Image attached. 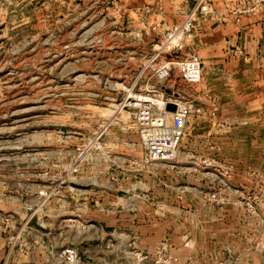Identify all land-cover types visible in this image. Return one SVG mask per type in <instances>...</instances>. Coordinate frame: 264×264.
I'll return each mask as SVG.
<instances>
[{
	"label": "rangeland",
	"instance_id": "rangeland-1",
	"mask_svg": "<svg viewBox=\"0 0 264 264\" xmlns=\"http://www.w3.org/2000/svg\"><path fill=\"white\" fill-rule=\"evenodd\" d=\"M169 7L0 0V264H264V116L256 155L221 126L208 155L187 132L163 162L123 107L156 84Z\"/></svg>",
	"mask_w": 264,
	"mask_h": 264
},
{
	"label": "crops",
	"instance_id": "crops-1",
	"mask_svg": "<svg viewBox=\"0 0 264 264\" xmlns=\"http://www.w3.org/2000/svg\"><path fill=\"white\" fill-rule=\"evenodd\" d=\"M161 1L171 5V13V8L178 11L180 4L186 12L197 0ZM205 1L212 4L213 12L196 23L192 41L203 60V78L199 83L202 89L189 99L201 104L208 117L195 119L200 122L195 126L192 120L189 122L186 134L190 132L191 138L185 147L195 153L193 157L208 155L210 136L222 126L228 131H239V145L243 149L245 145L251 147L248 153L253 156L260 148L259 135L253 137L254 131L261 129L256 117L264 116V24L259 14H244L239 22L233 17L220 21L216 17L225 4L220 0Z\"/></svg>",
	"mask_w": 264,
	"mask_h": 264
},
{
	"label": "built area",
	"instance_id": "built-area-1",
	"mask_svg": "<svg viewBox=\"0 0 264 264\" xmlns=\"http://www.w3.org/2000/svg\"><path fill=\"white\" fill-rule=\"evenodd\" d=\"M220 1L225 4V9L216 17L218 20L225 22L233 17L239 22L244 14H259L264 24V0ZM212 10L210 2L197 0L185 12L179 24L165 30L160 49H157L144 67H155L156 84L147 83L146 95H129V105H123L135 107L134 125L148 161H176L189 122L195 118L208 117L205 108L195 100L185 98V94L178 89L175 90V82L171 80L180 77L190 85L201 82L203 60L192 41L196 23ZM162 54L165 55V60L158 62ZM168 82H171L170 86L165 84ZM165 88L171 92H165ZM170 103L176 105L175 110L167 108Z\"/></svg>",
	"mask_w": 264,
	"mask_h": 264
},
{
	"label": "water",
	"instance_id": "water-1",
	"mask_svg": "<svg viewBox=\"0 0 264 264\" xmlns=\"http://www.w3.org/2000/svg\"><path fill=\"white\" fill-rule=\"evenodd\" d=\"M167 108H168L169 110L173 111V110H175V109H176V105H175V104H172V103H170V104H168Z\"/></svg>",
	"mask_w": 264,
	"mask_h": 264
}]
</instances>
